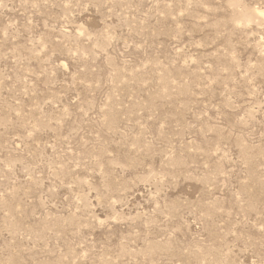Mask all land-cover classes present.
<instances>
[{
  "label": "rangeland",
  "instance_id": "374dc122",
  "mask_svg": "<svg viewBox=\"0 0 264 264\" xmlns=\"http://www.w3.org/2000/svg\"><path fill=\"white\" fill-rule=\"evenodd\" d=\"M264 0H0V264H264Z\"/></svg>",
  "mask_w": 264,
  "mask_h": 264
},
{
  "label": "bare ground",
  "instance_id": "6f19581e",
  "mask_svg": "<svg viewBox=\"0 0 264 264\" xmlns=\"http://www.w3.org/2000/svg\"><path fill=\"white\" fill-rule=\"evenodd\" d=\"M259 12H260L261 14H264V10H259Z\"/></svg>",
  "mask_w": 264,
  "mask_h": 264
}]
</instances>
